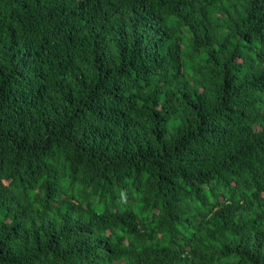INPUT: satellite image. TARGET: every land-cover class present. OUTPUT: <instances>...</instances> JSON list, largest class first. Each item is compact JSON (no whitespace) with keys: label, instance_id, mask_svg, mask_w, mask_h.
Returning <instances> with one entry per match:
<instances>
[{"label":"trees","instance_id":"obj_1","mask_svg":"<svg viewBox=\"0 0 264 264\" xmlns=\"http://www.w3.org/2000/svg\"><path fill=\"white\" fill-rule=\"evenodd\" d=\"M0 264H264V0H0Z\"/></svg>","mask_w":264,"mask_h":264}]
</instances>
